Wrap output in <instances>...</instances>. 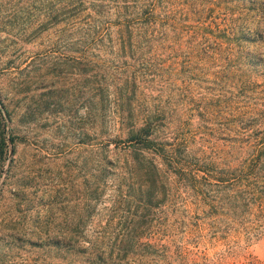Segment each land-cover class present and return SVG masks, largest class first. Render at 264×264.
Segmentation results:
<instances>
[{"label": "trees", "instance_id": "16d2710c", "mask_svg": "<svg viewBox=\"0 0 264 264\" xmlns=\"http://www.w3.org/2000/svg\"><path fill=\"white\" fill-rule=\"evenodd\" d=\"M9 16L25 45L39 46V37H55L57 44L70 40L76 52L85 46L106 50L103 43L110 44L124 77L117 91H99V103L102 116L110 117L130 143L131 161L121 173L131 185L128 197L159 209L167 199L175 206L177 196L184 195L186 204L203 210L172 226L223 223L264 232V0H22ZM169 43L170 57L148 55ZM121 52L132 55L122 59ZM152 61L163 69L168 64L172 71L198 73L202 92L189 96L188 84L184 96L190 100L180 99V114L171 111L177 117L149 104L148 81L142 80L143 87L137 82V67ZM105 164L120 168L113 160ZM103 171L111 173L107 167ZM145 218L132 217L133 229L126 232L73 231L54 238L72 246L88 240L84 252L102 264H133L134 251L150 253L162 245L163 236L139 230Z\"/></svg>", "mask_w": 264, "mask_h": 264}, {"label": "rangeland", "instance_id": "374dc122", "mask_svg": "<svg viewBox=\"0 0 264 264\" xmlns=\"http://www.w3.org/2000/svg\"><path fill=\"white\" fill-rule=\"evenodd\" d=\"M21 7L22 0H0V190L6 182L0 196V264H102L84 252L88 240L72 246L54 235L126 232L133 229L129 220L143 215L147 218L139 230L156 232L163 241L150 253L134 251L133 264H264V232L223 223L172 226L203 210L186 204L184 195L177 196L175 206L167 199L159 209L128 197L131 185L121 173L131 161L130 143L110 117L102 116L99 103L100 90L115 92L121 86L120 60L108 43H103L106 50L85 46L78 52L72 41L57 44L55 37H39V46L25 45L18 29L9 25V13ZM172 47L156 45L148 55L168 58ZM119 54L122 59L132 55ZM136 70L139 85L148 81L152 90L145 97L148 103L164 106L174 117L171 111L182 112L180 99L190 100L184 96L188 84L193 98L203 89L197 71L188 75L153 61ZM114 139L122 142L117 145ZM106 159L120 168L106 166ZM106 167L111 173L103 171ZM163 253L166 259L152 262Z\"/></svg>", "mask_w": 264, "mask_h": 264}, {"label": "water", "instance_id": "95a60500", "mask_svg": "<svg viewBox=\"0 0 264 264\" xmlns=\"http://www.w3.org/2000/svg\"><path fill=\"white\" fill-rule=\"evenodd\" d=\"M11 156H13V151H11Z\"/></svg>", "mask_w": 264, "mask_h": 264}]
</instances>
